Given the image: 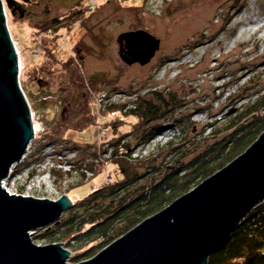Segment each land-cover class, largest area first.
<instances>
[{"label": "rangeland", "instance_id": "1", "mask_svg": "<svg viewBox=\"0 0 264 264\" xmlns=\"http://www.w3.org/2000/svg\"><path fill=\"white\" fill-rule=\"evenodd\" d=\"M44 1L57 6V15L69 12V0H61L60 4L56 0ZM16 2L18 5L10 9L4 2L6 23L18 52L20 88L35 127L15 171L23 196L79 200L111 181L116 166L105 161L107 155L94 160L92 152L111 136L113 123L117 133L129 134V124L135 120L123 112L136 107L141 98L151 97L153 91L168 100L175 97L178 106L166 112L161 120L164 131L148 143L139 144L133 135L124 138L134 146L131 158H145L168 141H178L182 133L171 128L175 119L180 121L181 125L176 123L179 127L192 125L188 135L199 138L222 128L227 119L257 94L264 93V0H88L83 12L87 13V23L63 29L57 53L58 59L73 56L71 47L79 41L97 52L104 51L102 58L97 52L84 56L80 66L81 78L108 81L91 96H87V90L71 86L73 70H63L40 55V35L34 34L32 25L43 19L46 10L42 11L41 5L30 8L28 3ZM31 2L37 4L38 0ZM23 13L29 16L21 18ZM136 30L147 31L159 40V49L143 66L128 64L122 58L127 54L120 35ZM91 34H103L104 50L92 43ZM88 102L92 104L95 125L49 136L68 113L78 119ZM181 149L178 154L189 153L188 145ZM160 154L155 162L162 166L178 156L166 150ZM140 168L138 171L143 172L144 168ZM156 171H149L140 182L155 180L159 177ZM82 211L80 207L77 212ZM44 231L33 232V244H52L41 237ZM54 233L56 237L62 234L59 229ZM61 246L70 256L76 248ZM67 262L74 264L69 259Z\"/></svg>", "mask_w": 264, "mask_h": 264}, {"label": "trees", "instance_id": "2", "mask_svg": "<svg viewBox=\"0 0 264 264\" xmlns=\"http://www.w3.org/2000/svg\"><path fill=\"white\" fill-rule=\"evenodd\" d=\"M56 1L61 3V0ZM69 1L67 6L69 12L57 15L54 8L57 6L50 2L46 1L50 7L48 8L44 0H38L37 4L27 0L30 8L42 6V11L46 10L45 18L38 22L34 21L33 32L36 36L40 35L37 41L40 55L48 58L52 65L59 64L63 70H73L72 75L75 76L70 80L71 86L78 90H87L89 93L87 96H91L92 91L100 90L108 82L94 78L85 80L80 76L84 56L94 55L96 49L79 41L71 47L75 53L73 56L58 59L57 47L63 29L68 31L75 24L84 27L87 23L84 17L87 13L83 12H86L89 5L88 0ZM52 9L55 13H52ZM20 15L24 19L29 16L24 13ZM90 37L95 46L103 49L102 46H105L101 40L103 34L95 36L91 34ZM103 52L102 50L97 52L99 58H102ZM151 94L149 98H141L136 107L123 112L135 120L129 124L131 129L129 134L117 133L116 125L113 123L111 136L92 152L94 160L99 155H107L105 161L116 166L112 180L91 191L83 199H71L72 206L65 213L67 217L64 218L66 215L63 214L52 227L45 228V233L41 234L48 242H59L67 248L76 247L69 258L74 264L91 259L140 222L189 192L243 153L264 132L262 93L250 100L239 113L227 119L222 128L214 129L204 136L201 134L199 138L195 136L196 134L188 135L192 125L179 127L176 123L180 121L175 119L171 128L182 133L178 141L175 139L168 141L165 146L158 148L157 152L145 158H131L134 146L131 142L124 141V138L133 135L138 138L139 144L148 143L155 134L164 131L161 120L166 116V112L178 106L175 97L172 101L157 91ZM91 108L92 104L88 102L78 119H74L73 114L68 113L49 136L54 138L56 134L63 135L68 130L79 132L95 125V115ZM187 145L189 150L186 152L189 153L178 154L182 152L181 148ZM164 150L173 151L178 155L167 166L155 162L162 155L160 152ZM140 167L144 168L143 172L138 171ZM89 169L93 170V165ZM151 170H157L159 177L148 182H140V179ZM105 199L108 201L104 202ZM80 207L83 209L81 214L77 212ZM58 229L62 234L56 237L54 231ZM206 264H264V201L244 218L229 239L210 255Z\"/></svg>", "mask_w": 264, "mask_h": 264}, {"label": "water", "instance_id": "3", "mask_svg": "<svg viewBox=\"0 0 264 264\" xmlns=\"http://www.w3.org/2000/svg\"><path fill=\"white\" fill-rule=\"evenodd\" d=\"M8 9L15 0H4ZM128 64L146 65L159 40L144 30L121 34ZM19 57L0 1V182L33 138L30 107L20 88ZM264 201V132L239 156L189 192L146 218L91 259L75 264H206L244 218ZM72 206L9 195L0 185V264H71L61 244L38 246L30 236Z\"/></svg>", "mask_w": 264, "mask_h": 264}, {"label": "built area", "instance_id": "4", "mask_svg": "<svg viewBox=\"0 0 264 264\" xmlns=\"http://www.w3.org/2000/svg\"><path fill=\"white\" fill-rule=\"evenodd\" d=\"M0 1L2 2V5H3L4 17L6 18L4 2L2 0H0ZM31 118H32V116H31ZM15 169H16V164L12 165V167L8 171L7 177L0 182V185H1V188L4 189L9 195H20V196H23V194L21 193V191L18 189V186H17L18 180L16 179V176H15V174H16L15 173ZM15 185L17 186L16 189L12 190L13 187H15Z\"/></svg>", "mask_w": 264, "mask_h": 264}, {"label": "bare ground", "instance_id": "5", "mask_svg": "<svg viewBox=\"0 0 264 264\" xmlns=\"http://www.w3.org/2000/svg\"><path fill=\"white\" fill-rule=\"evenodd\" d=\"M16 51H17V49H16ZM17 53H18V52H17ZM18 69H19V72H20V63H19V65H18ZM31 121H32V119H31ZM33 129H35L34 125H33ZM17 165H18V163L16 164V167H17ZM15 171H16V169H15Z\"/></svg>", "mask_w": 264, "mask_h": 264}, {"label": "flooded vegetation", "instance_id": "6", "mask_svg": "<svg viewBox=\"0 0 264 264\" xmlns=\"http://www.w3.org/2000/svg\"><path fill=\"white\" fill-rule=\"evenodd\" d=\"M15 1H20V0H15ZM24 4H27V0H21Z\"/></svg>", "mask_w": 264, "mask_h": 264}]
</instances>
